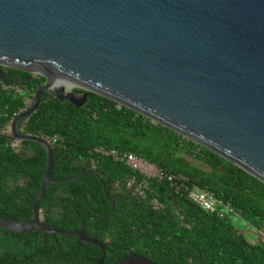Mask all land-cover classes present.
Returning <instances> with one entry per match:
<instances>
[{
    "label": "water",
    "instance_id": "95a60500",
    "mask_svg": "<svg viewBox=\"0 0 264 264\" xmlns=\"http://www.w3.org/2000/svg\"><path fill=\"white\" fill-rule=\"evenodd\" d=\"M0 68L43 78L8 135L40 147L45 169L30 219L0 217L6 233L74 236L104 247L82 227L55 230L39 219L47 185L88 175L101 184L92 171L53 180L52 146L18 133L42 94L74 108L88 93L113 101L264 184V0H0ZM56 81L71 85L52 88ZM101 187L110 213L115 197ZM118 264L153 263L130 254Z\"/></svg>",
    "mask_w": 264,
    "mask_h": 264
},
{
    "label": "trees",
    "instance_id": "16d2710c",
    "mask_svg": "<svg viewBox=\"0 0 264 264\" xmlns=\"http://www.w3.org/2000/svg\"><path fill=\"white\" fill-rule=\"evenodd\" d=\"M0 69L5 82H0L2 130L24 108L35 84L42 83L43 78ZM15 83L16 86L10 87ZM73 92L81 93L78 89ZM22 127L25 133L49 141L56 138L51 144L56 163L53 180L84 174L91 166L104 186L105 195H118L108 213L110 206L93 175L49 184L38 204L49 226L66 232L81 226L86 236L96 241L109 235L112 241L126 245L153 264H264V184L216 154L90 93L79 108L42 94L37 108ZM24 144L32 148L31 156L16 153L10 140L0 134V217L9 220L31 217L30 205L38 194L45 169L41 148L31 142ZM110 150L133 154L166 174L183 177L188 189L211 194L229 211L219 218L200 210L183 190L174 193L167 182L145 179L101 154ZM128 181L135 187L142 186L141 195L132 191L124 196ZM78 195L84 201L76 199L72 206L70 198ZM58 205L65 215H47L51 207ZM230 216L239 218L262 239L247 240ZM38 238L41 253L42 242ZM57 238L79 249L73 237L57 235ZM21 243L0 230V264H31L27 259L30 254Z\"/></svg>",
    "mask_w": 264,
    "mask_h": 264
},
{
    "label": "flooded vegetation",
    "instance_id": "af4514ba",
    "mask_svg": "<svg viewBox=\"0 0 264 264\" xmlns=\"http://www.w3.org/2000/svg\"><path fill=\"white\" fill-rule=\"evenodd\" d=\"M74 94L79 95L80 93H74ZM23 123L24 122L19 123L18 133L20 135L34 136L31 134L25 133L22 130ZM8 133H9V130L8 131L0 130V134L5 135V137H7L10 140ZM34 137H37V136H34ZM37 138H42V137H37ZM42 139H44L46 142L50 144L47 138H42ZM24 143L25 141L15 142V141L10 140V145L13 148H15L16 153H24L26 155L31 156L33 154L32 148L30 147V145H25ZM90 171L93 172V167L91 166H90ZM18 183H21V180H18ZM110 197H115L116 199L118 195H114ZM76 199H82L84 201L81 195H78L77 197H74V198H70L72 206L74 205ZM38 210H39L40 221L44 223L45 225L49 226V224L46 223L47 220H46L44 212L41 209H38ZM61 214L65 215L64 210L62 209L60 205L51 207L50 211L47 212V215L52 216V217H58ZM103 215L105 216V214ZM28 219H30V217L23 218L21 220H16V221H22V220H28ZM80 227H78L77 229H73V230H78ZM55 230H59V229H55ZM83 233H84V230H83ZM5 234L6 236H9V238L12 237L14 239H17L18 242L20 243L22 242L21 244H23L24 248L30 254V258H27V259L30 260L31 264H55L54 261H57L60 264H63V263H66V264H96L95 260L100 258L101 256L103 257V260H102L103 264H118L120 261L127 260L130 254L137 255L132 251L131 248L127 247L126 245L117 244V242L112 241L109 235L108 236L106 235L102 238V240L97 241L100 243H104L103 250H101L100 248L90 245V244H85V243L77 244L76 238L74 236H71V237L74 238V241L76 245L79 246V249L74 248L73 245L68 241H64L62 239L59 240L57 238L58 234H55L53 237L49 235L43 236L41 233L36 232V231L31 232V233L30 232H24V233H6L5 232ZM84 235L86 238H90V237H87L85 233ZM38 236H40L41 242H42L41 253L39 252V249L37 246L38 240H39ZM52 249L54 250L52 251ZM4 253L6 256L8 255L7 252H4ZM19 255H21V251L20 253L18 252V256Z\"/></svg>",
    "mask_w": 264,
    "mask_h": 264
},
{
    "label": "built area",
    "instance_id": "2783aa9c",
    "mask_svg": "<svg viewBox=\"0 0 264 264\" xmlns=\"http://www.w3.org/2000/svg\"><path fill=\"white\" fill-rule=\"evenodd\" d=\"M9 124L6 125L1 131H8ZM56 141L54 137L50 142L53 144ZM101 154L110 156L114 161L121 162L125 167L131 169L132 171L138 173L145 179H152L157 182L165 181L169 184L170 188L174 190V193H178L181 190L186 193V198L193 203L200 210L207 212L209 214H216L219 218H223L229 211L228 206L223 205L221 202L216 201L213 196L205 191H200L195 188L188 189L184 186L185 179L181 176H174L166 174L160 169L156 168L152 164L144 161L143 159L130 154V153H118L114 150L107 152H102ZM127 188L133 187V192L141 195V185L133 186L131 181L126 184Z\"/></svg>",
    "mask_w": 264,
    "mask_h": 264
},
{
    "label": "rangeland",
    "instance_id": "374dc122",
    "mask_svg": "<svg viewBox=\"0 0 264 264\" xmlns=\"http://www.w3.org/2000/svg\"><path fill=\"white\" fill-rule=\"evenodd\" d=\"M34 76V75H33ZM36 77V75H35ZM20 90V89H19ZM75 90V89H72V91ZM32 95H30L31 97ZM29 99L28 98L26 101H25V106L28 104L29 102ZM22 148V147H21ZM230 220L232 221V223L234 224V226L241 232L243 233V235L245 236V238L249 241H259L262 239V236L258 235L257 232L251 230L250 228L248 229L245 225L244 222H242L239 218L235 217V216H230Z\"/></svg>",
    "mask_w": 264,
    "mask_h": 264
},
{
    "label": "bare ground",
    "instance_id": "6f19581e",
    "mask_svg": "<svg viewBox=\"0 0 264 264\" xmlns=\"http://www.w3.org/2000/svg\"><path fill=\"white\" fill-rule=\"evenodd\" d=\"M71 84L70 83H59L58 81H56L54 84H53V87H57V86H64V87H69Z\"/></svg>",
    "mask_w": 264,
    "mask_h": 264
}]
</instances>
